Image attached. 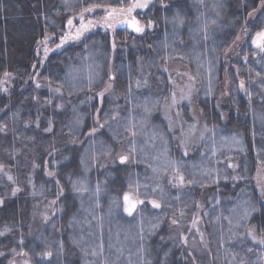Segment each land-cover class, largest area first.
Segmentation results:
<instances>
[{
  "label": "trees",
  "instance_id": "1",
  "mask_svg": "<svg viewBox=\"0 0 264 264\" xmlns=\"http://www.w3.org/2000/svg\"><path fill=\"white\" fill-rule=\"evenodd\" d=\"M135 1L0 0V165L12 176L0 173V264H201L171 230L198 212L204 264H264V52L252 44L264 5L151 0L133 11L139 34L99 25L69 39L85 9ZM177 62L196 77L199 112L183 102L175 117L198 112L208 127L187 151L164 111ZM109 84L116 102L98 97ZM126 193L143 201L131 215Z\"/></svg>",
  "mask_w": 264,
  "mask_h": 264
},
{
  "label": "rangeland",
  "instance_id": "2",
  "mask_svg": "<svg viewBox=\"0 0 264 264\" xmlns=\"http://www.w3.org/2000/svg\"><path fill=\"white\" fill-rule=\"evenodd\" d=\"M150 1L151 0H136L134 3L146 2L148 4ZM122 8L127 9L125 7ZM91 9L92 11H83L78 15L70 18L72 19L73 24L71 26L67 24L69 39H73L72 37L76 36L78 30L81 31L80 36H82L89 30L99 25H102L104 27H109V25H111V27L109 28L113 30L116 27L117 20L125 17H133V12L131 14L121 13L119 11L121 8L116 9L117 11L111 17L108 16V13L112 10H107L104 12V14L94 15L93 13L95 11V8L92 7ZM81 16L83 17V24L86 26L84 29H81ZM90 21L91 23H89ZM166 71L170 79L172 80V96L174 98V103L169 102L168 104H166V108L164 110L165 116L169 121L174 123L175 129L173 130L177 136L178 142L180 143L182 150L187 151L189 150L190 136L193 137V134H195L197 135L198 139H201L208 131L207 126H202L199 121L197 122V117L199 115L198 108L195 107L194 102L189 101L191 97L193 98L192 93L196 88V77L194 76L188 65H186L184 62L172 63L171 65H169V67H167ZM142 75L144 77L146 75L144 69H142ZM108 95L110 98H112L111 101L113 102H116L120 99L119 94L113 91L111 84H109L108 87H106L104 90H101L98 94V97H100L102 100L103 97ZM183 102H187L189 105L190 103H192L194 109L196 108V110L198 111L196 115H193V120L195 119L193 123L183 121L181 117H175L180 115V113L177 111L178 105ZM0 173L4 174L6 177L11 176L9 171L4 166L0 168ZM257 184L260 190L264 191V172L262 170H259L258 172ZM129 198L133 203H136L137 205V202L134 198H132L131 196H129ZM173 221H176V223H173ZM171 223L172 236L176 240L180 241L185 252L191 255L195 262H199L201 264L206 263L208 261L209 254L207 251V240L204 235L203 227L201 225L200 213L198 212L192 214L189 217H175L171 220Z\"/></svg>",
  "mask_w": 264,
  "mask_h": 264
},
{
  "label": "snow or ice",
  "instance_id": "3",
  "mask_svg": "<svg viewBox=\"0 0 264 264\" xmlns=\"http://www.w3.org/2000/svg\"><path fill=\"white\" fill-rule=\"evenodd\" d=\"M262 5H264V0H261ZM147 7V3H133L131 4L127 9L121 8L119 11L121 13H127V14H131L136 8H145ZM85 11H92L91 8L85 9ZM117 10L116 9H112L111 12L108 13V16L111 17ZM91 23V21L89 22ZM125 23H128L127 21H125ZM73 24L72 19L68 20V25L71 26ZM130 26H132L134 28V30L136 32H143V27L139 25V22L135 19V17H132L131 21H130ZM86 26L83 24V17L81 16V29H84ZM109 27H111V25H109ZM81 34V31L78 30L77 34L75 37H72L73 39H79ZM68 37H63L62 38V43L64 42L65 39H67ZM252 44L255 45L257 48H259L262 52H264V29H262L261 31L256 32L255 36L252 38ZM113 47H115V44H113ZM47 52V49L45 50ZM5 77H8L10 74L5 72L4 73ZM37 88L40 87L39 84L36 85ZM241 87H243V83H241ZM5 91H7V89H4ZM57 91H59L57 89ZM102 95V94H101ZM37 127H39V121H37L36 124ZM0 131H3V128H0ZM45 131H51V122H49V127L45 129ZM93 132H95V129H93ZM127 159V157H121L120 158V162L124 163L125 160ZM3 166L0 165V168H2ZM49 176L53 175V173L49 172L48 173ZM9 180H12V177L9 176L8 177ZM180 180L183 181V177H180ZM79 191V189H77ZM20 191L19 188L13 189L12 191V195L15 196L16 193ZM262 195H264V191H262ZM124 201H125V211L128 212L129 215L132 214L133 210L136 207V203H133L130 198H129V194H125L124 195ZM3 199L0 198V205L3 204ZM137 203H143L142 200H137ZM153 207H160V205L158 203H156L155 201H152ZM253 211H256L255 208H253ZM173 223H176V221H173ZM0 235H3V233H0ZM255 239V237H253ZM19 243L22 245L24 243L23 238H21V240L19 241ZM261 244H264V239L260 240ZM13 251H15V249H13ZM24 255H27V253H23ZM0 255H3V253H0ZM42 255L44 256H51V252H45ZM27 264V262H26Z\"/></svg>",
  "mask_w": 264,
  "mask_h": 264
},
{
  "label": "water",
  "instance_id": "4",
  "mask_svg": "<svg viewBox=\"0 0 264 264\" xmlns=\"http://www.w3.org/2000/svg\"><path fill=\"white\" fill-rule=\"evenodd\" d=\"M133 17H135V16H133ZM131 19H132V18H129V17H125V18H123V19H120V20L116 23V28H117V29L125 28V29H128L130 32H133V33H135V34H139L140 32H136V31L134 30V28H133L132 26H130V21H131ZM135 19L139 22V25L142 26L141 23H140V20H139L137 17H135ZM125 21H127L128 23H125ZM142 27H143V26H142ZM254 47H256V46L254 45Z\"/></svg>",
  "mask_w": 264,
  "mask_h": 264
}]
</instances>
